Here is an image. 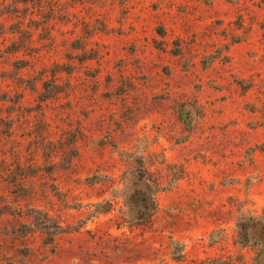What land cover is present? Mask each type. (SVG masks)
Returning <instances> with one entry per match:
<instances>
[{
  "label": "rangeland",
  "instance_id": "rangeland-1",
  "mask_svg": "<svg viewBox=\"0 0 264 264\" xmlns=\"http://www.w3.org/2000/svg\"><path fill=\"white\" fill-rule=\"evenodd\" d=\"M0 264H264V0H0Z\"/></svg>",
  "mask_w": 264,
  "mask_h": 264
}]
</instances>
